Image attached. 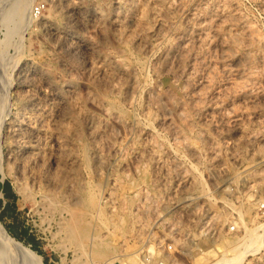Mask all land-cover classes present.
Here are the masks:
<instances>
[{
	"label": "rangeland",
	"instance_id": "1",
	"mask_svg": "<svg viewBox=\"0 0 264 264\" xmlns=\"http://www.w3.org/2000/svg\"><path fill=\"white\" fill-rule=\"evenodd\" d=\"M13 1L0 0L8 232L42 264H264V244L251 249L252 227L264 223V0H79L85 12L71 21L88 46L68 53L41 27L56 17L50 0H31L30 22L10 34L3 15ZM29 67L47 80L27 72L25 87ZM31 98L54 118L47 151L19 163L8 152L20 139L3 125L35 122ZM81 209L87 234L77 245L63 224ZM2 264L29 263L17 252Z\"/></svg>",
	"mask_w": 264,
	"mask_h": 264
},
{
	"label": "bare ground",
	"instance_id": "2",
	"mask_svg": "<svg viewBox=\"0 0 264 264\" xmlns=\"http://www.w3.org/2000/svg\"><path fill=\"white\" fill-rule=\"evenodd\" d=\"M52 5H53V13L55 14L56 17H52V16H47L41 19V27L43 28V30H47L52 34L53 39L56 41V43L60 46V47H67V53L68 51H75L79 46H88V43L86 41L85 38H83V36H81L78 33V30L76 27L72 26V21H71V14L72 13H80L81 12H85L86 6L83 5V3H81V1L76 0V1H71V0H50ZM156 1V0H155ZM160 1V0H158ZM162 1V0H161ZM164 1V0H163ZM162 1V3H163ZM11 6L10 9L6 10L4 12L3 15V20H4V24L6 26H8V32L10 34L15 32H18V30L25 25V23L30 22L31 20V14L30 12V4H31V0H14L13 2H11ZM159 3V2H158ZM165 3V1H164ZM163 3V4H164ZM161 4V3H159ZM161 4V5H163ZM10 5V4H9ZM90 5V4H89ZM8 6V5H7ZM98 8V7H97ZM99 11V10H98ZM97 10H94V15H97L98 13ZM187 11V10H186ZM1 12V11H0ZM52 12V11H51ZM79 14V15H80ZM92 14V13H91ZM103 14V13H102ZM100 14V15H102ZM76 17V16H75ZM1 18V17H0ZM77 18V17H76ZM80 18V17H79ZM82 18V17H81ZM94 18V17H93ZM116 18V17H115ZM92 19V18H91ZM117 19V18H116ZM119 19V17H118ZM100 21V20H99ZM119 21V20H118ZM98 22V21H97ZM101 22V21H100ZM28 24V23H27ZM75 24V23H74ZM102 23H100L99 25L101 26ZM121 26V25H120ZM39 27V26H38ZM79 27V26H78ZM22 35V34H21ZM21 39V38H20ZM141 39V38H140ZM138 37V40L141 42L143 40H140ZM10 38H7V42H9ZM50 40V39H49ZM51 41V40H50ZM52 42V41H51ZM90 43V42H89ZM18 44V43H17ZM20 47V45H19ZM18 47V48H19ZM59 47V48H60ZM84 47V48H85ZM104 48V47H103ZM85 50V49H84ZM87 50V49H86ZM90 50V49H89ZM83 51V50H81ZM124 51V50H123ZM113 52V51H112ZM65 53V52H64ZM80 53V52H79ZM96 53V52H95ZM84 54V53H83ZM73 55V54H72ZM77 55V54H76ZM80 55V54H78ZM14 56V55H12ZM11 56V57H12ZM74 56V55H73ZM96 56V55H95ZM93 55V57H95ZM121 56V55H120ZM125 56V55H124ZM123 56V57H124ZM5 58L3 55L2 50L0 49V58ZM15 57V56H14ZM97 57V56H96ZM103 58V57H102ZM130 58V57H128ZM110 59V58H109ZM104 60V59H103ZM121 60V59H119ZM6 61V60H5ZM107 61V60H106ZM110 61V60H109ZM10 62V61H9ZM8 62V63H9ZM26 62V61H24ZM94 62V61H93ZM100 62L101 59H100ZM123 62V61H122ZM6 63V62H5ZM10 64V63H9ZM92 64V63H91ZM102 64V63H101ZM135 64V63H134ZM7 66V64H5ZM11 65V64H10ZM99 65V64H98ZM103 65V64H102ZM137 65V64H136ZM141 65V64H140ZM32 66V65H31ZM105 66V65H104ZM107 66V64H106ZM105 66V67H106ZM138 66V65H137ZM93 67V65H92ZM104 67V69H106ZM110 67V65H109ZM108 67V68H109ZM112 67V66H111ZM126 67V66H125ZM94 68V67H93ZM102 67H100L101 69ZM127 68V67H126ZM133 68V67H132ZM0 69H2L0 67ZM96 69V68H95ZM103 69V70H104ZM114 69V67H113ZM12 70V69H11ZM56 70V69H55ZM102 70V71H103ZM111 70V68H110ZM110 70H108L107 72H109ZM3 71V69L1 70ZM42 71V70H41ZM41 71L39 69H37L36 67H29L26 69V73L20 72V78L22 81V84L26 86L28 85H32L33 83L29 82L27 79L28 74L31 75V77L35 78V77H39L41 78ZM95 71V70H94ZM112 71V70H111ZM110 71V72H111ZM116 71V70H115ZM18 72V71H17ZM16 72V73H17ZM27 72H29L27 74ZM101 72V71H100ZM109 72V73H110ZM113 72V71H112ZM111 72V73H112ZM4 73V72H3ZM110 73V74H111ZM100 74V73H99ZM105 73H103L104 75ZM108 74V73H106ZM105 74V75H106ZM2 75V73H1ZM39 75V76H38ZM108 77V76H107ZM42 79V78H41ZM4 80V79H3ZM6 80V78H5ZM19 80V79H18ZM47 80L46 78L42 79ZM2 82V81H1ZM0 82V84H1ZM6 82V81H5ZM34 82V81H33ZM37 82V81H36ZM42 82V81H41ZM35 84V83H34ZM7 86V85H6ZM22 86V85H21ZM43 86V85H42ZM1 87V86H0ZM49 87V86H47ZM28 88V87H27ZM31 88V87H30ZM42 88V87H41ZM75 88V87H74ZM2 89V88H1ZM39 89V88H38ZM47 89V88H46ZM31 92V89H29ZM50 90V89H49ZM63 90L65 92L67 91H71L72 90V84H65L63 87ZM7 91V90H5ZM1 92V91H0ZM33 92V91H32ZM35 92V91H34ZM49 92V91H48ZM53 96L52 98L56 99V105H61L63 104L64 100H65V96L62 93L63 91H59V90H54L52 91ZM5 93V92H4ZM3 93V94H4ZM39 93V92H38ZM31 94V93H30ZM29 94V95H30ZM41 94V93H40ZM76 94V93H75ZM72 94V95H75ZM46 95V94H45ZM31 96V95H30ZM33 96V94H32ZM5 97V94L3 96V98ZM40 99L42 96H39ZM44 98V97H42ZM74 98V97H72ZM52 99V100H53ZM70 100V99H69ZM75 100V98H74ZM3 99L1 98L0 95V111L1 108L3 106ZM28 104L30 106V111L32 113V118L35 117V122L33 120H31V118L26 117V119H24V121L22 120H18V121H12V122H7L5 125H3L5 127V129L7 130L8 135H10L11 137H18L20 139V146L16 148V146L14 148H11L8 152V157L13 159H16L17 161L19 160L21 163V159L23 158H33L37 156V154H40L42 151L45 152L47 150L44 151V145L42 144L41 139L44 138V124L46 121H49L51 119L54 118V115L50 112L47 113V109L45 108V102L39 100L38 98L36 99H30L27 100ZM71 102V101H70ZM74 102H77L76 100ZM80 102V101H79ZM78 102V104H79ZM6 105V104H5ZM82 105V104H80ZM64 106V105H63ZM50 107V106H49ZM4 108V107H3ZM78 108V107H77ZM79 108H81L79 106ZM78 108V109H79ZM22 109V108H20ZM67 108L65 107V112L64 110L63 113L65 114L67 112L66 110ZM59 111L61 109H58ZM73 110V109H72ZM83 110V108H82ZM80 110V111H82ZM23 111V110H22ZM44 111L46 113H44ZM75 111V110H74ZM79 111V113H80ZM24 112V111H23ZM58 112V111H57ZM61 112V111H60ZM28 113V112H27ZM83 113V111L81 112ZM63 114V115H64ZM76 114V113H75ZM25 115V113H24ZM30 115V114H29ZM59 115V114H58ZM1 116V115H0ZM7 116V115H6ZM9 116V115H8ZM78 116V114H77ZM82 116V115H81ZM3 117V116H1ZM31 117V116H30ZM62 117V115H61ZM5 118V117H4ZM81 118V117H80ZM56 119V118H55ZM58 119V118H57ZM2 120V119H1ZM59 120V119H58ZM4 121V120H3ZM56 121V120H55ZM54 121V122H55ZM72 121H74V119H72ZM50 122V121H49ZM47 126L45 124L46 127H49L48 122ZM53 123V122H52ZM2 124V123H1ZM54 125V124H53ZM52 125V126H53ZM54 127V126H53ZM0 128H2L0 126ZM48 129V128H47ZM51 129V128H50ZM53 129V128H52ZM66 129V128H65ZM65 131V130H64ZM53 133V132H52ZM56 135H53V137L56 139L57 143L59 144V146L62 144V136L61 135H57L58 133H55ZM7 135V134H6ZM64 136V135H63ZM47 137V136H46ZM62 139V140H61ZM18 140V139H17ZM16 141V140H15ZM45 141V140H43ZM65 141V140H64ZM13 142V141H12ZM51 142V141H50ZM55 142V141H52ZM19 143V142H18ZM56 143V142H55ZM65 143V142H64ZM63 143V144H64ZM45 144V143H44ZM50 144V143H49ZM53 144V143H52ZM11 145V144H10ZM16 145V144H15ZM48 145V143H47ZM56 145V144H55ZM66 145V144H65ZM63 146L64 147L66 146ZM58 146V147H59ZM50 147V146H49ZM52 147V146H51ZM61 147V146H60ZM59 147V148H60ZM58 149V148H57ZM66 149V148H65ZM64 149V150H65ZM59 151V150H58ZM62 151V150H61ZM39 156V155H38ZM25 160V159H24ZM14 161V160H13ZM27 161V159H26ZM29 161V160H28ZM16 162V161H15ZM25 162V161H24ZM23 162V163H24ZM17 164V163H16ZM21 166V164H20ZM246 169V168H245ZM247 172V171H246ZM245 172V173H246ZM111 196V195H110ZM100 198V197H99ZM51 199V198H49ZM48 201V200H47ZM49 203V202H48ZM99 203V201H98ZM101 204V203H100ZM99 204V205H100ZM56 206V205H55ZM64 206V205H63ZM72 207V206H70ZM98 207V206H97ZM67 208V207H66ZM75 209V207H72ZM78 209V207H77ZM90 209V208H89ZM98 209V208H97ZM62 210V208H61ZM64 210V209H63ZM66 210V209H65ZM73 210V209H72ZM69 211V210H68ZM73 212V211H72ZM90 218V217H89ZM93 218V217H92ZM90 222V221H89ZM64 223V222H63ZM91 224V223H90ZM64 227L66 228V232L68 235V238L71 241H74L77 245H82L83 244V240L86 238V234H87V227L85 225V221H84V214H83V210H76L72 213V216L65 221V223L63 224ZM244 225V224H243ZM256 226V225H255ZM246 228V227H245ZM248 231V230H247ZM250 231V230H249ZM252 232L257 233L258 237H256V239L258 238L259 240H257L253 247L251 249L253 250H257L261 248V245L264 244V223L261 222V224L257 225L255 228L252 227ZM252 232H250L252 234ZM253 233V234H254ZM250 234V235H251ZM253 236V235H251ZM91 237V236H90ZM95 237V236H94ZM92 236V238H94ZM249 239V238H248ZM92 240V239H90ZM247 241V240H246ZM251 241V240H250ZM100 242V241H99ZM250 246V245H249ZM260 246V248H258ZM76 247V246H75ZM249 248V247H248ZM252 250V252H254ZM247 251H249L247 249ZM251 251V250H250ZM259 251V250H258ZM22 253L24 255V257L26 258L27 262L29 264H42V257L37 254L35 251L31 250V248L29 247H25L23 245L22 242H20L17 238L13 237L8 230L5 228V226L0 222V264H2L3 262H7L8 260H11L12 258L14 259L16 256V253ZM244 252V251H243ZM240 253V252H239ZM245 254V252L240 255L237 256V259L243 257V255ZM95 255L97 257H102L105 255V251L102 250H98L97 253H95ZM111 255V254H109ZM118 255V254H117ZM112 256V255H111ZM116 257L111 258L110 260H107V264H112L113 261L115 260ZM225 258V257H224ZM223 258V260L226 262L228 260H225ZM227 259V258H226ZM222 259H218L217 262H214L212 264L215 263H219L220 261H223ZM234 260V259H233ZM231 262V261H230ZM223 263V262H221ZM228 263V262H227Z\"/></svg>",
	"mask_w": 264,
	"mask_h": 264
},
{
	"label": "built area",
	"instance_id": "3",
	"mask_svg": "<svg viewBox=\"0 0 264 264\" xmlns=\"http://www.w3.org/2000/svg\"><path fill=\"white\" fill-rule=\"evenodd\" d=\"M36 10H38V8H36ZM258 211H257V213L260 215V216H262V217H264V201H261L260 203H259V205H258V209H257ZM234 228V227H233ZM162 264V263H161Z\"/></svg>",
	"mask_w": 264,
	"mask_h": 264
}]
</instances>
